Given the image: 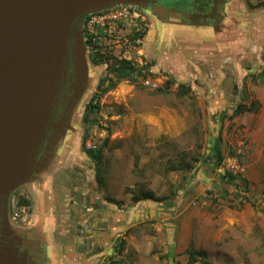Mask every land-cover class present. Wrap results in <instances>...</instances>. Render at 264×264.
<instances>
[{"label": "rangeland", "instance_id": "1", "mask_svg": "<svg viewBox=\"0 0 264 264\" xmlns=\"http://www.w3.org/2000/svg\"><path fill=\"white\" fill-rule=\"evenodd\" d=\"M251 1L250 10L258 11L254 20L261 24L264 1ZM113 8H131V15H137L92 28L90 17L110 8L86 19L84 42L95 85L75 123V151L44 179L51 199L48 216L28 211L30 218H49L46 230L54 259L57 264H187L188 253L196 250L206 251L211 264H264V103L256 101L259 114L235 116L238 105L264 98V84L251 78L252 70L254 76L264 70V62L254 65L245 50L236 62L225 58L231 53L217 59L213 52L178 44L174 60L164 63L156 56L166 34H157L156 19L141 6ZM143 31L144 39L135 40ZM91 58L128 61L136 69L153 64V75L145 80L154 86L141 78L117 82L113 91L94 100L98 109L85 123L87 105L108 75V66H94ZM109 76L116 82L114 74ZM172 79L177 83L167 89ZM179 84L191 86L192 95L180 98ZM158 89L167 90L157 94ZM218 138L225 157L235 156L244 144L240 161L257 180L245 175L231 183L218 172L209 159ZM85 148L104 152L103 189ZM196 159L200 162L194 164ZM185 164L193 170H181ZM249 178L251 189H246L243 180ZM36 180L10 200L16 198L24 207L20 198L32 199L28 188ZM149 192L160 201L135 203V197Z\"/></svg>", "mask_w": 264, "mask_h": 264}, {"label": "water", "instance_id": "2", "mask_svg": "<svg viewBox=\"0 0 264 264\" xmlns=\"http://www.w3.org/2000/svg\"><path fill=\"white\" fill-rule=\"evenodd\" d=\"M140 1L0 0V226L10 222L12 194L44 177L52 157H40L42 147H50L78 97L76 128L90 85L86 44L76 34L80 23L87 14ZM66 85L69 96L59 103ZM58 105L63 112L54 122Z\"/></svg>", "mask_w": 264, "mask_h": 264}, {"label": "flooded vegetation", "instance_id": "3", "mask_svg": "<svg viewBox=\"0 0 264 264\" xmlns=\"http://www.w3.org/2000/svg\"><path fill=\"white\" fill-rule=\"evenodd\" d=\"M240 1L241 3L247 1L248 5L252 3L251 0ZM230 2H235V0H141L140 5L143 11L148 17L156 19L157 34L159 35L160 32V36L166 34L162 42L160 37L159 56L156 57L170 64L174 60L177 50L175 47L178 44L180 48L184 44L196 46L194 48L196 52L206 54L215 51L216 41L225 45L228 43L229 36H233L234 39L241 37V34L247 31L240 28V31L233 33L230 31L231 26L228 25L230 22L226 20L230 15ZM89 15L87 14L79 25V33L83 35V40L84 25ZM71 67L70 65L69 74H71ZM68 87L69 85H66L63 88L58 99L59 103H63L64 98L69 96ZM62 112L63 108L58 105L54 122L59 120ZM77 134V128L67 130L65 138L50 153L56 165L75 151L73 143ZM48 147L49 144L42 147L40 157L46 156ZM36 181L39 183L31 184L28 194L38 206L42 207L49 204L47 200L48 183L43 176H38ZM36 189L39 191L35 192ZM50 243L48 231L42 224L36 222V216L29 218L25 225L10 217L7 226H0V264H48L49 261L54 260L57 264Z\"/></svg>", "mask_w": 264, "mask_h": 264}, {"label": "trees", "instance_id": "4", "mask_svg": "<svg viewBox=\"0 0 264 264\" xmlns=\"http://www.w3.org/2000/svg\"><path fill=\"white\" fill-rule=\"evenodd\" d=\"M262 6H264V2L261 3ZM79 29V28H78ZM146 31L141 32L142 34H137L135 35V40L137 41H142L144 39V35H145ZM76 34H80L79 30H77ZM140 47V46H139ZM264 56V51L263 54ZM263 62H264V57L262 58ZM105 58H101L100 61H97L95 58H91V63L94 66H100L102 64H105L108 66L107 68V73L108 75L100 80V83L98 85L97 88V93L93 96L92 101L87 105L86 108V115L84 116V122L88 123V116L89 114L93 113L96 111V109H98L97 104L94 105V100L100 98L102 95H105L107 92L113 91L116 88L117 82H131V83H136L137 81H140V78L145 80V78L148 77V75H153L151 69H153L154 65L153 64H147L146 66H144L143 68H139L136 69L135 66L128 61H120V62H105ZM110 74H114L115 78H116V82L115 80L113 81L110 78ZM251 78H253L254 81H261L264 84V70L262 72H260L258 75H253L251 76ZM106 83H108V86H105ZM177 81L176 80H170L167 82V89L170 88L172 85H176ZM166 89V90H167ZM166 90H162V89H158L156 90L157 94L166 93ZM178 91H179V96L180 98H184L186 96L192 95L193 90L191 88V86L185 85V84H179L178 86ZM77 98L76 97L73 100V103L71 104V106L69 108H67V110L65 111L64 114V118L62 123L60 124V130L57 133V137L51 142L50 147H48L46 156L43 157L44 160L46 161L49 157H50V153L54 151V148L56 145L60 144L62 142V138L64 137V133L67 130H70L73 128L72 126V118H73V114L75 112V107H76V102H77ZM237 110L235 111V116H239L242 115L246 112L252 113V114H256L259 112L260 110V105L258 102L256 101H252L250 104H245L242 103L240 105H238V107L236 108ZM60 132H62L63 136L60 135ZM61 137V138H60ZM60 138V139H58ZM222 141L221 138H218L216 140V143L214 144L212 151H211V158H209L210 160H214L215 162V167L219 168L224 159H225V154L224 151L222 149ZM85 154L87 156V158L93 162L95 164V173H96V180H97V184L99 186L100 189H103V185L105 182V179L103 177V156H104V152L102 149H86L85 148ZM234 153V150L233 152ZM232 156L234 154H231ZM44 161V162H45ZM200 160L196 159L194 164L199 163ZM175 170V169H173ZM181 170L185 171V170H193V167L191 164H185ZM224 178H226L227 181H230L231 183L236 181V177L232 176L231 174H224L223 175ZM244 184L246 185V189H249V185L248 182L246 180H243ZM21 199V205L24 206H30L31 202L30 200H28L26 197H22ZM107 201L109 203H111L112 200H108ZM135 203H143V202H150V201H160L158 200V198L153 194V193H142L139 197H135L134 198ZM170 207V205L168 206ZM125 247V241L121 242L119 245V254H121L124 250ZM188 262L187 264H198L200 261H202L204 264H211L208 261V254L206 251H190L188 253Z\"/></svg>", "mask_w": 264, "mask_h": 264}, {"label": "crops", "instance_id": "5", "mask_svg": "<svg viewBox=\"0 0 264 264\" xmlns=\"http://www.w3.org/2000/svg\"><path fill=\"white\" fill-rule=\"evenodd\" d=\"M251 5H252V3H251ZM251 5L249 6L247 1L245 3H241L240 0H235V2H230V11H229L230 15L227 16V18H226V20L228 22H230V24H228L231 26L230 31H232L233 33H236L238 31H240L241 29L242 30L244 29L247 32L242 33L241 37H239L237 39H234L233 36H229V38L227 39L228 43L225 45H221L220 41H216L215 48H214L215 51L213 52V55H215V57L217 59H219V57H221V56H224V53H226L225 55L231 53V55L225 56V58L228 57V58H232V59L236 60V62H241L242 61L241 56L246 55V54L242 53V51L244 52V50H245V51H249V53H251V55L253 57L252 63H254V65H255V62L260 63L261 61H263L261 59L264 57L262 55L263 51H264V36L261 34V32H262L261 29H264V14L261 16V19H260L261 24H257V22H255V20H254V16L256 15L255 12L258 13V11L257 10H250V7H252ZM246 17H248V18L246 19ZM245 47H247V49H244ZM253 54H254V56H253ZM255 67H257V66H255ZM252 73L256 74V69L254 71L252 70ZM257 100L260 101V103H262V104L264 103V98H262V100H260L258 97L255 96L254 101H257ZM260 111H261V108H260ZM259 113L260 112H258L256 114H259ZM247 115H252V113H249V112L244 113V116H247ZM56 166H58V165H56L55 162L52 160L48 170L46 171V173L44 175V179H46L49 176L51 171ZM247 173H248V171H247V166H246V176L247 177L250 176L253 180H255V179L257 180V176L253 170L249 171L250 174H247ZM246 181L250 182L251 180L249 178V180L246 179ZM249 182H248L249 189H251V186H250L251 182L250 183ZM13 199H16V198H13ZM47 200H48L49 204H45V206L41 207L40 205L39 206L37 205L35 200L30 198L31 205L25 207L26 208L25 214H27L28 211L31 212V210H33V211H35V213L41 212L42 214H45L48 216V212L51 210L50 209L51 199H49L48 194H47ZM12 213H13V211H12V207L10 205V217H12ZM38 214H40V213H38ZM30 215L31 214L28 213V215L25 216V218H23L22 221L24 223H27L29 218H30ZM47 216L44 217V219L42 221L39 217H36V222L38 224H42L45 229L48 227V220L47 219H49V218ZM23 225H25V224H23ZM115 230H117V229H115ZM108 235H110V234H108ZM52 263H55V260L52 261Z\"/></svg>", "mask_w": 264, "mask_h": 264}, {"label": "built area", "instance_id": "6", "mask_svg": "<svg viewBox=\"0 0 264 264\" xmlns=\"http://www.w3.org/2000/svg\"><path fill=\"white\" fill-rule=\"evenodd\" d=\"M259 1H264V0H259ZM132 9H108L105 13L103 14H97L95 16H91L88 23L89 28L94 27L95 25H100L106 20H112V21H119V20H124L127 19L128 15L133 16L137 15L136 12L131 15ZM97 41L94 40V47H97ZM145 84L147 86H154V84L151 83L150 80L146 79L144 80ZM242 145H244L242 143ZM240 146L236 152L235 156H227L225 157L222 165L218 168L219 173H228L231 174L232 176L236 178H245L246 176V166L241 163L240 157L244 153L243 152V146ZM10 205L12 207V218L14 220H23L22 216L26 212V206L21 207L19 202L16 199H11L10 200Z\"/></svg>", "mask_w": 264, "mask_h": 264}, {"label": "bare ground", "instance_id": "7", "mask_svg": "<svg viewBox=\"0 0 264 264\" xmlns=\"http://www.w3.org/2000/svg\"><path fill=\"white\" fill-rule=\"evenodd\" d=\"M94 76H95V71H94V69H92V70H90V74H89V77H90V82H89V88H88V91L85 93V95L83 96V98H82V102H81V104H85V102H86V99L88 98V96L91 94V92H92V90H93V86L95 85V83H94ZM81 112H82V107H81V105H80V109H79V111H78V113H77V117L79 116V114H81ZM78 120V118L76 119V121ZM75 121V122H76Z\"/></svg>", "mask_w": 264, "mask_h": 264}]
</instances>
